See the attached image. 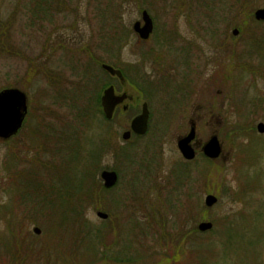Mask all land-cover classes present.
Returning <instances> with one entry per match:
<instances>
[{
    "label": "rangeland",
    "instance_id": "374dc122",
    "mask_svg": "<svg viewBox=\"0 0 264 264\" xmlns=\"http://www.w3.org/2000/svg\"><path fill=\"white\" fill-rule=\"evenodd\" d=\"M261 8L0 0V91H21L28 107L19 134L0 141V264H264ZM144 12L147 41L133 29ZM108 86L125 96L110 121L99 104ZM142 103L148 132L124 141ZM191 121L200 146L217 137V159L197 148L183 160L176 142Z\"/></svg>",
    "mask_w": 264,
    "mask_h": 264
},
{
    "label": "water",
    "instance_id": "95a60500",
    "mask_svg": "<svg viewBox=\"0 0 264 264\" xmlns=\"http://www.w3.org/2000/svg\"><path fill=\"white\" fill-rule=\"evenodd\" d=\"M254 17L257 21H264V9L255 12ZM143 26L140 23L134 25V31L137 33L140 39L147 40L152 32V21L149 16L144 12L142 15ZM233 35H237V31L233 32ZM111 75H116L122 80V75L119 71H114L112 68L103 66ZM125 96H115L113 88L110 87L104 91L101 98V107L106 119L110 120L112 118L114 109L120 103L123 102ZM27 114V105L25 95L17 89H8L0 92V139L8 140L20 130L22 123ZM148 124V111L147 106H142L141 114L132 120L130 124L131 131L136 135H144L147 131ZM257 131L259 133H264V125L259 124L257 126ZM194 128H191L189 135L178 142V149L182 154L183 158L186 160H192L194 158V152L189 146V143L194 139ZM130 138V132H126L122 135L123 140H128ZM221 153V148L216 137H212L204 146L203 154L210 159H217ZM101 179L103 181L104 187L109 189L113 187L117 182V175L114 172L104 171L101 173ZM205 206L210 208L217 203V199L208 195L205 198ZM100 219H106L107 216L102 213H97ZM212 229L211 223H201L198 226V231L205 233ZM36 234L39 231L36 229L34 231Z\"/></svg>",
    "mask_w": 264,
    "mask_h": 264
},
{
    "label": "flooded vegetation",
    "instance_id": "af4514ba",
    "mask_svg": "<svg viewBox=\"0 0 264 264\" xmlns=\"http://www.w3.org/2000/svg\"><path fill=\"white\" fill-rule=\"evenodd\" d=\"M191 127L194 128L195 133H194V139L192 140L190 146L196 151L197 148H199V149L202 148V145H203V144L200 146V145H199L200 143H198L197 140H196V123L191 121L190 128H191ZM184 136H185V135L180 136V137L177 139L176 146H177V143L179 142V140L182 139V137H184Z\"/></svg>",
    "mask_w": 264,
    "mask_h": 264
}]
</instances>
